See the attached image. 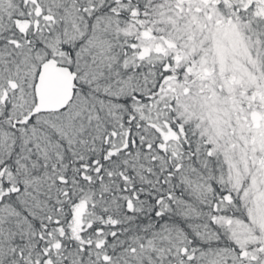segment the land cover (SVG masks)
Masks as SVG:
<instances>
[{
    "label": "snow or ice",
    "instance_id": "1",
    "mask_svg": "<svg viewBox=\"0 0 264 264\" xmlns=\"http://www.w3.org/2000/svg\"><path fill=\"white\" fill-rule=\"evenodd\" d=\"M0 264H264V0H0Z\"/></svg>",
    "mask_w": 264,
    "mask_h": 264
}]
</instances>
